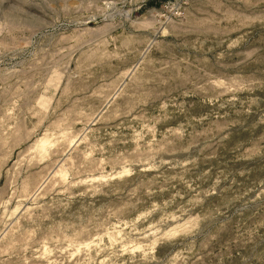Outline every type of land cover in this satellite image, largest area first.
<instances>
[{
	"label": "rangeland",
	"instance_id": "1",
	"mask_svg": "<svg viewBox=\"0 0 264 264\" xmlns=\"http://www.w3.org/2000/svg\"><path fill=\"white\" fill-rule=\"evenodd\" d=\"M0 264H264V0H0Z\"/></svg>",
	"mask_w": 264,
	"mask_h": 264
}]
</instances>
